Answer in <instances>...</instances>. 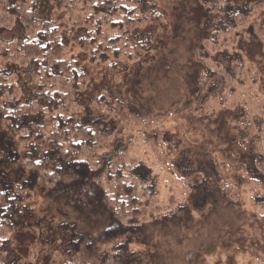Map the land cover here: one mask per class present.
Returning a JSON list of instances; mask_svg holds the SVG:
<instances>
[{"label":"rangeland","instance_id":"obj_1","mask_svg":"<svg viewBox=\"0 0 264 264\" xmlns=\"http://www.w3.org/2000/svg\"><path fill=\"white\" fill-rule=\"evenodd\" d=\"M35 1H40L42 16L67 25L68 14L55 9L59 0ZM136 1L148 6L157 2L166 26L147 25L152 47L140 60L119 66L117 91L112 87V71L91 65L74 45L65 54L78 57L89 78L80 102L86 105L105 91L112 96L114 113L124 114L122 126L120 117L106 131L117 132L116 148L128 147L129 157L146 170L139 174L153 186L157 218L174 214L163 226H147L146 239L134 238L128 252L140 257L136 264H264V184L256 171L251 172L254 161L264 164V145L259 141L264 131H248V110L242 101L249 99V91H238L243 82L231 79L238 92L227 94L226 77L221 78L215 66L216 61L227 65L223 55L235 53L237 64L242 60L244 65L252 64L260 74L252 91L258 93L257 101H252L257 106L264 100V46L255 38H239L234 49H212L211 41L202 46L221 24L213 8L217 0ZM257 1L233 3L245 10ZM20 36L16 26L0 33V39L9 42ZM199 48L210 60L197 56ZM5 62L0 59L6 71L20 76L27 100L31 97L27 74ZM235 77L242 79L238 69ZM253 119L260 121L258 116ZM261 127L264 130V123ZM216 183L231 192L224 196ZM72 194L37 193L25 229L11 237L17 264H107L97 254L125 243V237L113 243L99 241L98 213L75 207L72 199L77 194ZM148 200L152 203V197Z\"/></svg>","mask_w":264,"mask_h":264},{"label":"trees","instance_id":"obj_2","mask_svg":"<svg viewBox=\"0 0 264 264\" xmlns=\"http://www.w3.org/2000/svg\"><path fill=\"white\" fill-rule=\"evenodd\" d=\"M39 2L0 0V33L15 26L21 31L20 39H0V59L5 65L24 70L31 91V97L23 100L20 76L0 64V264H17L11 237L25 229L27 215L40 192L77 194L72 199L75 207L96 211L102 221L99 241L113 243L118 237L126 238L122 246L115 244L111 251H101L97 259L107 264H136L140 257L128 252L132 240L146 239L147 226H163L174 214L157 218L153 186L140 176L146 170L129 157L128 147L116 148L117 132L106 131L109 123L124 114L114 113L112 96L105 91L86 105L80 102L89 78L81 60L66 58L65 54L74 45L91 65L112 71V87L117 91L119 66L140 60L151 49L148 27L165 28L164 18L157 2L148 6L136 0H59L55 9L68 14L66 25L42 16ZM232 5L233 0L213 3L221 24L211 40L208 36L203 39L202 46L211 41L212 49H234L239 38H255L264 46V0L245 10ZM202 51L199 48L197 56L210 60ZM237 57V53L223 55L228 64L222 67L216 61L215 66L219 76L227 78V94L249 91V99L242 101L248 110V131H264V100L252 105L258 99V93L252 91L260 74L250 63L244 65L242 60L237 64ZM237 69L242 79L235 77ZM231 79L242 81L244 87L236 91ZM223 105L229 107L226 100ZM230 105L236 106V101ZM260 138L264 145L263 136ZM253 165L251 172L256 171L264 184V174L260 175L264 164L256 160ZM216 187L224 196L231 192L221 183ZM148 197H152L153 207Z\"/></svg>","mask_w":264,"mask_h":264}]
</instances>
